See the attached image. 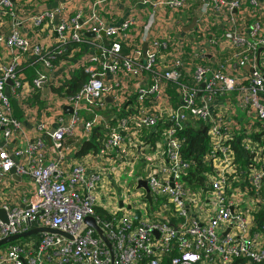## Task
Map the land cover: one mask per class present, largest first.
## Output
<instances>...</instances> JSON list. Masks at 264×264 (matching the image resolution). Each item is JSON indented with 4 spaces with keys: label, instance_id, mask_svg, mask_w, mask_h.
I'll list each match as a JSON object with an SVG mask.
<instances>
[{
    "label": "built area",
    "instance_id": "1",
    "mask_svg": "<svg viewBox=\"0 0 264 264\" xmlns=\"http://www.w3.org/2000/svg\"><path fill=\"white\" fill-rule=\"evenodd\" d=\"M111 1L0 0V238L35 225L70 235L11 240L0 264H160L173 248L169 264H264L263 2L117 0L126 14L116 21L105 15ZM25 61L37 64L32 75ZM71 65L86 81L56 89ZM46 87L41 109L31 97ZM96 109L115 123L99 150L75 156L107 125ZM188 117L205 121L209 143L194 186L184 175L196 161L178 135Z\"/></svg>",
    "mask_w": 264,
    "mask_h": 264
},
{
    "label": "trees",
    "instance_id": "2",
    "mask_svg": "<svg viewBox=\"0 0 264 264\" xmlns=\"http://www.w3.org/2000/svg\"><path fill=\"white\" fill-rule=\"evenodd\" d=\"M86 49L87 47L84 44L81 50H86ZM31 65L32 64H29L27 61H25V63L23 64L24 70L29 75H32L30 74V72L33 69ZM87 76L88 74L83 68H78L72 73H70V76L65 78L62 84H60L55 88L67 92H75L86 81ZM171 91L172 89H169V93ZM35 94L36 93H34L33 95ZM38 95L39 93H37L36 96L31 97L32 103H36L35 100L37 99ZM38 102L40 103L39 99ZM13 105L15 106L16 109L17 106L15 102H13ZM95 111L105 116V122H106V117H108L107 125L103 123L94 125L90 136L80 141L79 147L74 154L75 156L83 155L89 151L99 150L101 147L100 139H102L104 136L105 137L107 136L108 131L110 130L109 129L110 126L115 123V118H109V116H112V114L110 113V109H96ZM14 113L19 114V109L15 110ZM165 125L166 122L158 123V127H162ZM205 126L206 123L204 120H199V119L197 120L195 118L188 117L186 124L178 131V135H180L182 139L183 155L196 161V165L194 167H191L188 170V172L184 175V178L187 180L188 184L193 186L200 184L202 182V179L204 178V175H202V171L205 169L206 165L203 162V153H205V151L209 147L208 136L206 133ZM156 136L157 135L155 134V131H153L151 132V135L149 137L154 140ZM96 210L102 218L107 216L103 209L96 208ZM256 218L259 224L258 226L264 227V211L257 213ZM174 254H175V249L173 248L171 252H169L166 256H164V259L160 264H169L170 257ZM240 260L241 259H235L232 264H238Z\"/></svg>",
    "mask_w": 264,
    "mask_h": 264
},
{
    "label": "water",
    "instance_id": "3",
    "mask_svg": "<svg viewBox=\"0 0 264 264\" xmlns=\"http://www.w3.org/2000/svg\"><path fill=\"white\" fill-rule=\"evenodd\" d=\"M194 20H195V17H193V19H192L191 23L188 25V27H190L192 25ZM7 82L10 83L11 80L9 79V80H7ZM5 92L7 93V95L9 94V90H8L7 86L5 87ZM107 98H109V97H107ZM64 108L67 111H70V109H71L70 106H68V105H64ZM12 170H14V168H12ZM14 176L18 178L16 173L14 174ZM138 186H142V187H144L146 189L145 198L148 201H151V196H150V193L148 191V186H147L146 181L145 180H139ZM136 216H139V210H136ZM0 218L2 220H4V221H7L6 210L3 207H0ZM85 222L87 224L93 226L95 228L97 234L102 237V239L106 242V244L108 246H110L109 239L102 233V230H101L100 226L95 222V219H94V217L92 215L86 216L85 217ZM28 223L32 224V221H28ZM44 231L54 232V233L70 236L67 232H65V231H63L61 229L52 228V227L43 226V225H35V226L30 227L29 229H24V230L19 231V232L11 233V234H8V235L0 238V245L5 244V243H7V242H9L11 240L17 239L19 237L28 236V235H31V234H35L36 241H37L38 237L40 235V232H44Z\"/></svg>",
    "mask_w": 264,
    "mask_h": 264
},
{
    "label": "crops",
    "instance_id": "4",
    "mask_svg": "<svg viewBox=\"0 0 264 264\" xmlns=\"http://www.w3.org/2000/svg\"><path fill=\"white\" fill-rule=\"evenodd\" d=\"M60 0H48V2H47V5H49V6H54V5H56L58 2H59ZM80 2H86L87 0H79ZM90 1V0H89ZM263 3V5H264V0H261ZM113 2H117V0H113V1H111L110 2V4H108V6H107V10H106V12H105V15L107 16V18H108V20H112V19H115L116 21H118L124 14H126V10L125 11H123V10H118V7L117 6H114V3ZM261 12L263 13V15H264V8L261 10ZM7 25V24H6ZM5 25V26H6ZM188 25L189 24H187V25H185L184 26V29H188ZM82 56H83V52H74V55H73V59L76 61V58H82ZM32 67H33V69H32V71L30 72V74H33L34 73V71H35V69H36V67H37V64H32L31 65ZM72 66L73 65H71V67H69V71H64V75H66V74H69L70 72L72 73L73 71H75L76 69H78V68H82V67H73L72 68ZM47 92H48V89H47V87H46V89H44L43 90V93H42V96H40V95H38V97H37V99L35 100L36 101V103H37V105L39 106V108H41V109H44V107L46 106V104H47V100H46V97H45V95L47 94ZM38 93V92H37ZM37 93L35 94V95H33V96H36L37 95ZM38 99L40 100V103L38 102ZM13 102H14V100H13ZM15 104H16V102H15ZM16 106H17V104H16ZM69 106V105H68ZM19 108H18V106H17V108L15 109V106H14V112H15V110H18ZM65 109V108H64ZM71 110V109H70ZM67 111V110H66ZM15 115H17L18 117H20V118H22V122H23V125H24V127H23V130L25 131V132H27V133H30L31 134V132H33V131H31V124H30V122L29 121H27L26 119H23V117H22V112H21V110L19 109V114H15ZM54 126H55V122L53 121V122H51V125H50V129H52V128H54ZM34 134V133H33ZM45 139H46V141L48 142V138H49V136L47 135V134H43L42 135ZM49 144H50V141H49ZM14 168V167H13ZM12 172H13V177L15 178V180L17 181V182H20V181H22L23 180V177H19V175H17L18 176V178L17 177H15L14 176V170H12ZM25 179L27 180V182L28 183H30V178L29 177H27V176H25ZM21 185H23L24 186V181H22L21 182Z\"/></svg>",
    "mask_w": 264,
    "mask_h": 264
},
{
    "label": "rangeland",
    "instance_id": "5",
    "mask_svg": "<svg viewBox=\"0 0 264 264\" xmlns=\"http://www.w3.org/2000/svg\"><path fill=\"white\" fill-rule=\"evenodd\" d=\"M20 144L22 143L21 141L19 142ZM119 176L122 178V179H126L128 181V183H125V186L132 189L134 187V181H132V174L129 172V171H120V174ZM33 236H25V237H21V240H30L32 239Z\"/></svg>",
    "mask_w": 264,
    "mask_h": 264
}]
</instances>
